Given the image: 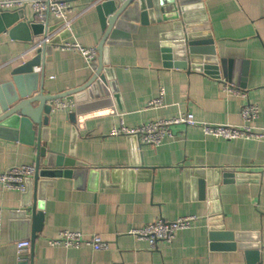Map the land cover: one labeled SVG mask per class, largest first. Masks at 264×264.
I'll list each match as a JSON object with an SVG mask.
<instances>
[{"label": "crops", "instance_id": "1", "mask_svg": "<svg viewBox=\"0 0 264 264\" xmlns=\"http://www.w3.org/2000/svg\"><path fill=\"white\" fill-rule=\"evenodd\" d=\"M101 1H73L76 18L70 29L47 45L51 49L32 73L45 93L70 91L93 76L81 53L59 45L69 41L98 48L104 36L96 6ZM23 10L24 18L12 25L15 17L0 16L3 95L14 86H27L19 78L16 83L13 70L37 52L12 59L44 35L31 6ZM173 14L150 16L155 20L126 30L120 44L108 48L103 73L106 86L115 87L106 97L111 102L87 110L75 122L66 111L53 110L48 149L86 165L97 176L84 182L56 177L44 186L42 229L33 242V223L15 213L34 203V190H11L0 183V264H19L21 240L31 241L29 264H264V138L227 140L205 135L201 126L243 125L242 105L250 101L260 109L252 125L264 131V0H202L191 10L192 33L213 40L220 78L168 66L176 60L164 58V47L182 34ZM49 24L55 27L53 17ZM223 81L244 90L248 100L223 91ZM156 99H162L161 104L151 106ZM182 113H192L200 124L173 125L174 137L159 146L111 134L114 127L136 128ZM36 160V146L0 138V173L36 165ZM46 164L47 157L42 167ZM186 216L197 217L193 227L179 231L172 242L159 241L155 249L129 233L160 219ZM213 230L235 233L233 243L241 247L260 245L259 261L251 262L246 249H228L224 245L230 242L213 240ZM62 231L81 232L86 238L99 235L109 246L96 250L88 244H52Z\"/></svg>", "mask_w": 264, "mask_h": 264}, {"label": "water", "instance_id": "2", "mask_svg": "<svg viewBox=\"0 0 264 264\" xmlns=\"http://www.w3.org/2000/svg\"><path fill=\"white\" fill-rule=\"evenodd\" d=\"M202 0H104L99 2L97 11L99 13L100 22L104 31V36L98 46L99 63L96 72L91 79L81 87L60 94H47L44 85L38 84L36 80H32L34 67L40 65L44 59L46 50L51 49L45 46L37 51L36 56L19 65L13 70V75L18 78L20 83L26 82L27 86H19L12 92L3 95L0 92V138L19 140L26 144L36 146L37 160L36 173L33 177L27 179V190L29 193L32 189L35 192V200L33 204L24 206L23 209L17 211L18 215L25 223H33L32 242L36 235L42 229L43 223V188L52 182L56 177H72L79 181L90 176L92 179L97 176V172L89 170L86 165L77 163L70 158H62L57 152L48 149V125L49 119L53 112V104L58 99L65 97L73 98L77 102V106L70 113V119L75 122L87 110H95L105 105L111 100L106 98L115 91V87L110 85L108 88L105 84L106 76L103 73L105 66L109 64L107 57L108 48L112 45H119V39L123 37L124 32L135 31L140 24H149L150 16L158 15L160 17L164 12H173V20H179L181 23L182 34L178 35L176 43L173 45H165L164 58L167 61L172 59L176 63H169L168 66L184 68L188 71H203L215 78H220V61L217 58L213 40L210 38H198L190 29V13L196 7H200ZM23 9L18 12H3L0 16L7 17L12 15L14 24L24 18ZM165 18V17H164ZM160 20V18H159ZM26 25V23H24ZM9 25V26H10ZM41 26L45 33V25ZM34 27L35 25L32 24ZM223 67L224 66V61ZM226 75V73H224ZM230 75L228 74L227 77ZM22 79H24L22 81ZM243 86V85H242ZM47 157V164L42 167L44 158ZM201 174V173H199ZM103 176V173H101ZM236 234L231 231L211 232L213 240H226L230 243L224 245L225 248L235 249L241 247L233 243L236 240ZM247 250V255L251 262L259 261L261 248L256 246H242Z\"/></svg>", "mask_w": 264, "mask_h": 264}, {"label": "built area", "instance_id": "3", "mask_svg": "<svg viewBox=\"0 0 264 264\" xmlns=\"http://www.w3.org/2000/svg\"><path fill=\"white\" fill-rule=\"evenodd\" d=\"M73 1L74 0H0V14L6 11L24 9L29 5L33 9L35 18L46 27L42 39L32 44L21 55L12 59V62L23 60L25 57L51 44L56 36L69 30L76 18L72 15ZM87 9L88 7L84 10ZM50 17H53L56 21L55 27L50 26ZM59 46L63 49H71L81 53L88 67L91 68L94 73L96 72L99 61L98 49L96 47H85L77 42L69 41L62 42ZM39 70L40 68H37V71ZM223 82V91L248 100V95L244 90L226 81ZM161 101L162 99H156L152 101L150 105L159 106ZM76 106L77 102L73 98H63L54 102L53 110H64L70 114L74 111ZM259 114V106L250 101H246L241 109V115L244 121L243 125H211L203 123L201 126L205 135L220 137L227 140L237 138L263 139L264 131H258L252 125L259 117ZM178 124L199 125L200 123L195 119L192 113H182L176 117L152 121L136 128H129L124 125L121 127H114L111 134H124L136 137L141 144L159 146L165 139L174 137L172 126ZM36 171V165L34 164L14 166L0 173V183L7 189L25 192L27 190V179L33 177ZM196 220L197 217L195 216L181 217L175 221L160 219L144 227L132 229L129 233L139 239L148 240L151 249H155L159 241L172 242L179 231L192 228ZM50 242L54 245H65L67 247H79L82 244H88L96 250L107 249L109 246L108 242L104 241L99 235L86 238L81 232L74 231H62L57 238ZM30 249V240H21L17 243L19 264H29Z\"/></svg>", "mask_w": 264, "mask_h": 264}]
</instances>
